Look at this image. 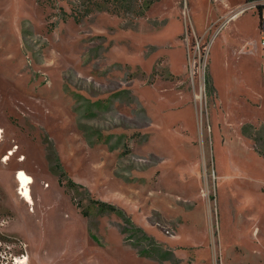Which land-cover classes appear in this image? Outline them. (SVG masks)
I'll return each instance as SVG.
<instances>
[{
	"label": "rangeland",
	"instance_id": "374dc122",
	"mask_svg": "<svg viewBox=\"0 0 264 264\" xmlns=\"http://www.w3.org/2000/svg\"><path fill=\"white\" fill-rule=\"evenodd\" d=\"M251 3L0 0V264H264Z\"/></svg>",
	"mask_w": 264,
	"mask_h": 264
},
{
	"label": "bare ground",
	"instance_id": "6f19581e",
	"mask_svg": "<svg viewBox=\"0 0 264 264\" xmlns=\"http://www.w3.org/2000/svg\"><path fill=\"white\" fill-rule=\"evenodd\" d=\"M237 16H239V14L233 16L231 18L234 19ZM199 98V97H198ZM1 138V135H0ZM13 155V151H11L9 153V155L6 156V158L4 159V161H7L10 156ZM16 181L18 182L20 188H19V194L21 195L22 199L24 200V202L33 205V198L31 195V189H30V185L34 182L33 178L31 176H29L24 170L20 169L16 171Z\"/></svg>",
	"mask_w": 264,
	"mask_h": 264
},
{
	"label": "built area",
	"instance_id": "2783aa9c",
	"mask_svg": "<svg viewBox=\"0 0 264 264\" xmlns=\"http://www.w3.org/2000/svg\"><path fill=\"white\" fill-rule=\"evenodd\" d=\"M250 7L258 12L260 47L264 52V0L253 1V3L250 4Z\"/></svg>",
	"mask_w": 264,
	"mask_h": 264
},
{
	"label": "trees",
	"instance_id": "16d2710c",
	"mask_svg": "<svg viewBox=\"0 0 264 264\" xmlns=\"http://www.w3.org/2000/svg\"><path fill=\"white\" fill-rule=\"evenodd\" d=\"M248 2H253V1H256V0H247ZM98 204L102 207V208H109L111 210L114 209V207L112 205H108L107 203H104V202H98Z\"/></svg>",
	"mask_w": 264,
	"mask_h": 264
}]
</instances>
